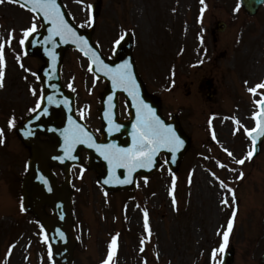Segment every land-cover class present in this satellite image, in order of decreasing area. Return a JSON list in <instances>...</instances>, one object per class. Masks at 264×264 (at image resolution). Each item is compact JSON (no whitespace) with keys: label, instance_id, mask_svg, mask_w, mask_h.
I'll return each mask as SVG.
<instances>
[{"label":"rangeland","instance_id":"rangeland-1","mask_svg":"<svg viewBox=\"0 0 264 264\" xmlns=\"http://www.w3.org/2000/svg\"><path fill=\"white\" fill-rule=\"evenodd\" d=\"M62 2L84 30L91 24L89 6L99 3L92 36L108 58L123 34L133 37V57L146 90L159 98L166 118L179 119L190 142L175 172L162 163L129 194L102 196L93 171H74L73 219L81 227L73 264H219L230 248L232 264H259L264 250V143L259 157L251 159L247 133L255 127L258 95L264 94V87H257L264 84V6L248 17L235 0ZM218 21L227 28L216 33L213 43L210 32ZM33 24L39 27L20 8L0 3V150L5 153L0 156L8 157L0 159V264H14L16 255L20 264H53L43 231L22 214L17 195L1 181L11 170L16 181L21 177L22 161L16 170H5L3 160L22 153L13 149L15 138L8 127L31 111L39 91L41 61L36 54L25 55L18 43ZM62 81L76 92L78 116L97 128V100L104 84L93 79L78 52H65ZM121 114L124 118L126 111ZM241 159L245 162L237 163ZM56 173L62 181L61 172ZM229 219L233 227L225 243ZM21 239L20 249L13 246Z\"/></svg>","mask_w":264,"mask_h":264},{"label":"water","instance_id":"water-1","mask_svg":"<svg viewBox=\"0 0 264 264\" xmlns=\"http://www.w3.org/2000/svg\"><path fill=\"white\" fill-rule=\"evenodd\" d=\"M263 1L242 0V3L245 10L252 15ZM56 3L64 21L83 40L53 35L51 32L53 25L44 17L43 13L38 10H30L31 0H27V6H22L26 5V0H19V3H17L32 12L41 22V29L30 35L24 45V50L28 54L38 52L44 62V66L38 75L43 91L40 106L32 117L24 121L18 133L24 145L30 149L31 154L28 162V175L24 179L22 187L24 209L33 212L47 231L50 245L55 255V264H71L74 237L71 229V201L68 178L70 166H81L80 152L86 151L88 153L89 168H93L100 173V167L102 164L104 165L105 172L103 174L100 173L99 182L106 189L113 191L120 188L132 189L137 175L144 177L151 175L158 168L160 153H164L167 156L169 167L172 170L175 169L182 154L188 147V142L183 140L184 137L178 129V122L175 120L165 122L159 115L158 103L144 92L143 86L136 75L131 57L130 38L125 36L116 47V54L122 53L123 59L116 57L114 61H108L100 54L98 47L92 45V30L85 33L76 28L60 0H56ZM91 13L93 17L97 16V5L91 8ZM223 28L224 26L221 25L218 29L222 31ZM83 41H87V44H84ZM69 48L78 50L86 56L90 61V70L94 76L107 82V88L100 101L101 108L98 111L103 123L100 141H96L92 132L84 126L82 121L76 120L74 96L72 93L65 92L62 87L60 81L62 57L65 50ZM86 52L88 53L87 55L85 54ZM93 52L109 68H115L117 65L125 63L130 65L132 75L135 77L138 86L139 99L148 105L164 125L173 129L175 134L183 141L175 151L161 148L153 157V162L150 165L130 170L126 167L110 164L101 154V151L97 150L98 145H114L117 148H130L132 146L133 124L136 123L137 117V100H134L123 88L114 87L110 75H105L106 69L92 59ZM98 68L100 71H97ZM120 94L128 101L127 108L130 120L127 122L119 120L117 102ZM115 125H119L118 130ZM77 128H82L92 138L93 146L90 147L87 142L76 141L69 150L65 137L66 135L71 136V133ZM22 130L24 132L21 133ZM38 131L46 134L50 141L41 144L36 138H33ZM255 139V150H257V153L262 136L258 135ZM48 165L59 166L63 169L65 182L60 187L56 185L55 177ZM105 181L108 182L106 183ZM124 181L128 182L125 183ZM44 204L51 207V217H47L43 213ZM232 257L233 253L230 251L224 258L223 264H232ZM261 264H264V257Z\"/></svg>","mask_w":264,"mask_h":264},{"label":"snow or ice","instance_id":"snow-or-ice-1","mask_svg":"<svg viewBox=\"0 0 264 264\" xmlns=\"http://www.w3.org/2000/svg\"><path fill=\"white\" fill-rule=\"evenodd\" d=\"M4 0H0L3 3ZM11 3H19V0H9ZM203 2V0H202ZM27 6V0L26 5ZM30 10L40 11L44 17L50 21L53 25L51 32L53 35L60 36L62 38L72 37L76 40H83L82 37H78L71 27L64 21L60 9L57 7L56 0H31ZM36 30V25L33 24L31 30H25L24 36L27 37ZM21 44L24 40L21 39ZM87 44V41H83ZM119 43V41H117ZM3 45L0 44V87L3 86L2 81L4 77L3 64H4V53ZM83 50V49H82ZM88 54L87 52L85 53ZM92 59L98 62L102 68L106 69L105 75H110L114 87L123 88L124 91L128 92L134 100H137V117L136 123L133 124L132 132V146L130 148H117L114 145H98L97 150L101 151V154L109 161L110 164L116 166L126 167L134 169L136 167H145L153 162V157L157 154L161 148H168L169 150L175 151L179 145L183 143L182 140L175 134L173 129L164 125L159 117L155 115L153 110L138 96V86L135 81V77L132 75L131 67L127 63L123 65H117L115 68H109L105 65L102 60L93 52ZM97 71H100L98 68ZM257 87H264V85H258ZM251 92L255 93L256 89H250ZM111 99V97H110ZM261 107V111L264 112V101L258 102ZM46 111V110H45ZM12 122L10 121V127ZM117 130L119 125H115ZM260 135H264V117L258 124ZM0 130V135H2ZM86 138V139H85ZM68 143L69 150L71 149L74 142L79 141L81 143L87 142L89 146H93L92 138L82 128H77L71 133V136L65 137ZM3 141H0L2 143ZM231 155V153H229ZM251 155V153L249 154ZM243 159L238 160L237 163L243 164ZM106 183L108 181H105ZM127 183L128 181H124ZM224 187L223 183L221 184ZM235 200V196H233ZM175 203V200L173 201ZM224 203H228L227 200ZM236 213L233 212V219ZM233 219H229L227 225V231L224 232L225 243L228 239V234L233 227ZM145 228H148L147 224V213H145ZM115 238L112 241L110 248L115 245ZM143 243V241L141 242ZM223 245L221 246V249ZM111 253L109 254V259Z\"/></svg>","mask_w":264,"mask_h":264},{"label":"bare ground","instance_id":"bare-ground-1","mask_svg":"<svg viewBox=\"0 0 264 264\" xmlns=\"http://www.w3.org/2000/svg\"><path fill=\"white\" fill-rule=\"evenodd\" d=\"M215 215H217V219H219V217H218V213H217V211H215ZM215 217L214 216H212L211 218H210V221H211V223H213V222H215ZM215 227V226H214ZM216 227H218V225L216 226ZM216 227H215V229H216ZM213 230H214V228H213ZM23 243H24V239H23V241H22V239L20 240V241H17L13 246H17V248L19 247V249L23 246ZM18 250V249H17ZM16 251V250H15ZM18 253V252H17ZM17 257L14 259V264H20V262L18 261V255H16Z\"/></svg>","mask_w":264,"mask_h":264},{"label":"flooded vegetation","instance_id":"flooded-vegetation-1","mask_svg":"<svg viewBox=\"0 0 264 264\" xmlns=\"http://www.w3.org/2000/svg\"><path fill=\"white\" fill-rule=\"evenodd\" d=\"M40 139H41V140H44V138H43V137H40Z\"/></svg>","mask_w":264,"mask_h":264}]
</instances>
